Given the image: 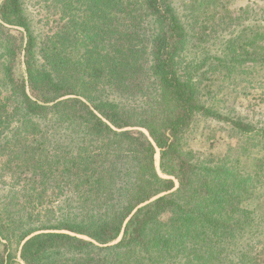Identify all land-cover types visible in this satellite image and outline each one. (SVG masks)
I'll list each match as a JSON object with an SVG mask.
<instances>
[{
    "label": "trees",
    "instance_id": "16d2710c",
    "mask_svg": "<svg viewBox=\"0 0 264 264\" xmlns=\"http://www.w3.org/2000/svg\"><path fill=\"white\" fill-rule=\"evenodd\" d=\"M190 1L182 13L174 0H52L64 25L40 46L24 1L0 0V168L18 170L23 192L62 197L57 218L54 209L0 208V245L22 244L23 264H264V243L249 251L260 219L245 218L228 187L244 179L198 166L182 150L198 115L264 136L208 108L198 83L179 74L196 36L183 19L202 0ZM261 28L241 30L226 47ZM226 49L199 64L217 60L229 73L228 63L247 61L245 51L231 59ZM157 150L168 179L156 170ZM221 171L222 182L205 180ZM9 195L0 206L12 204Z\"/></svg>",
    "mask_w": 264,
    "mask_h": 264
},
{
    "label": "rangeland",
    "instance_id": "374dc122",
    "mask_svg": "<svg viewBox=\"0 0 264 264\" xmlns=\"http://www.w3.org/2000/svg\"><path fill=\"white\" fill-rule=\"evenodd\" d=\"M23 1L39 45L48 46L51 39L57 40L56 35L64 25V21L58 10L54 8L52 0ZM174 2L175 7L183 13L185 3L189 0H174ZM193 6L191 10L188 8L191 14L184 18L183 22L188 36H196L194 39L188 38L185 43L179 58L181 62L178 68L179 74L185 79L191 77L198 83L197 88L205 104L222 118H238L253 124L257 129L264 128V0H202ZM204 21L208 23V29L206 28V33L200 30L198 39L199 26ZM256 26L262 27L259 35L242 36L235 44L226 47L228 40L238 36L241 30ZM146 28L151 30L150 22L146 24ZM138 39L145 42L147 38L141 36ZM139 40L135 42L141 44ZM0 44L3 45V40ZM224 48H227L226 55L229 54L231 59L245 51L244 56L247 57V61L228 63L229 73L217 60L199 64L203 58L211 54L221 56ZM63 50L66 51V47ZM189 63L195 67L193 72L186 68ZM151 98L153 99V96ZM140 100L137 98L134 104ZM146 102H149V99ZM168 108L164 105L160 107L163 113L162 119L166 116ZM182 150L191 153L192 159L198 166L203 165L204 168L212 170L225 167L232 178L240 177L247 180V182L243 180L239 186L234 184L228 187L239 197V208L248 211L244 217L256 218L258 221L260 219L252 234V244L249 245L250 254L254 255V252L260 248V243H264V136L257 132L240 134L228 122L211 116L198 115L184 135ZM155 159L159 176L168 179V176L161 171L159 150ZM17 172L18 170L8 171L0 168V194H10L4 201H12L10 205L2 202L0 208H13L16 203L17 206H23L25 212L30 211L32 207L43 211L54 209L57 218L56 213L61 206L62 197H52L51 190L43 198L30 194V191L23 192L24 182L19 185V181L16 180L19 176ZM219 175L220 177L217 178ZM206 176L205 180L211 181L215 178L218 182H222L226 177L222 171ZM9 190L11 192H8ZM52 217V214L44 216V218ZM130 218L125 221V225ZM122 236L113 244L119 242ZM232 246L237 247V245ZM21 247L22 244L15 240L4 241L3 245H0V257L12 255L15 264H23L20 258Z\"/></svg>",
    "mask_w": 264,
    "mask_h": 264
}]
</instances>
